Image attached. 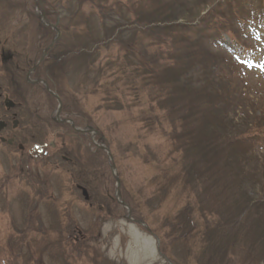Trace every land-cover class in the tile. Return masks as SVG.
I'll use <instances>...</instances> for the list:
<instances>
[{
    "label": "rangeland",
    "instance_id": "374dc122",
    "mask_svg": "<svg viewBox=\"0 0 264 264\" xmlns=\"http://www.w3.org/2000/svg\"><path fill=\"white\" fill-rule=\"evenodd\" d=\"M75 1L47 10L41 69L81 133L26 80L55 30L36 0H0V90L20 104L0 119L30 123L29 144L0 142V264H57L47 245L67 264H264V0Z\"/></svg>",
    "mask_w": 264,
    "mask_h": 264
},
{
    "label": "bare ground",
    "instance_id": "6f19581e",
    "mask_svg": "<svg viewBox=\"0 0 264 264\" xmlns=\"http://www.w3.org/2000/svg\"><path fill=\"white\" fill-rule=\"evenodd\" d=\"M53 58L56 60V56H55V55L53 56ZM54 64H55V63H54ZM32 73H33V71H32Z\"/></svg>",
    "mask_w": 264,
    "mask_h": 264
}]
</instances>
